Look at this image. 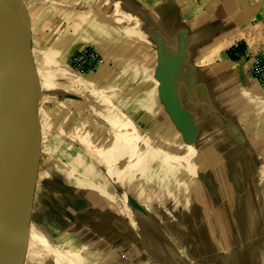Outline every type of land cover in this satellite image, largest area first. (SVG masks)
I'll use <instances>...</instances> for the list:
<instances>
[{
    "label": "crops",
    "instance_id": "crops-1",
    "mask_svg": "<svg viewBox=\"0 0 264 264\" xmlns=\"http://www.w3.org/2000/svg\"><path fill=\"white\" fill-rule=\"evenodd\" d=\"M17 3L16 120L25 116L24 136L41 147V160L92 204L62 232L65 245L92 264H264V240L239 234L251 224L247 213L239 223L232 207L238 192L229 187L247 183L264 162V91L251 75L264 48V0ZM159 44L175 66L176 95L195 121L193 145L159 97ZM239 45L243 51L232 58ZM86 46H95L103 63L77 75L70 61ZM219 151L233 180L222 177L221 165L208 169ZM169 162L204 171L217 185V199L196 177L188 196L176 197L169 209L149 210L144 200L151 196L138 190ZM241 196L248 199L245 190ZM199 216L206 217L200 226ZM190 230L200 233L205 257L181 255L199 246L187 238Z\"/></svg>",
    "mask_w": 264,
    "mask_h": 264
},
{
    "label": "rangeland",
    "instance_id": "rangeland-1",
    "mask_svg": "<svg viewBox=\"0 0 264 264\" xmlns=\"http://www.w3.org/2000/svg\"><path fill=\"white\" fill-rule=\"evenodd\" d=\"M243 47V45H239L235 50H232L230 53L231 57L234 58L237 49L242 48L241 50L243 51ZM40 150L41 147L38 144L33 143L28 138L27 140H22L16 131L13 136L11 176L10 174L7 175L10 186L12 185L11 201L14 209L24 219L26 225L42 236L52 249L49 254L40 245L36 244L35 246L40 253V257L35 264H62L64 263L63 260H77L83 264H92L89 261L83 262V259L79 258L80 256L76 251H72L70 247L65 245L67 239H62L63 237H61L62 232L74 221L76 212H81L92 204L90 201L77 198L73 194L68 184L58 173V169L51 168L43 162V159L41 160L39 155ZM208 161H210L209 171L215 168L217 169L221 165L222 177H225L224 179H228V176L229 178L232 177L233 173L228 167L227 157L222 155L220 151L219 153H212ZM167 165L160 171V175L159 172L155 173L158 176L153 178L150 184H143L138 190V193L141 195L151 196V198L144 200L149 210L155 212L158 208L162 209L161 211H163V208L169 209L176 197L179 195L182 196L185 192H189L191 184L196 177L201 179L205 190L210 193L211 197L213 195L215 200L217 199L216 196L218 195L214 189V186L217 189V185L213 183L212 178L207 176L204 171L197 170L190 173L184 168V165L181 169L170 162ZM255 168V171L252 172L253 175L244 185L242 183L240 185L236 183L232 184L231 181L229 183L231 190L234 186L238 192L236 198L238 199L239 205L235 206L232 204V207H235L239 211V223L243 224L242 214L247 213L248 215L245 217L246 223L249 219L251 224L249 228L253 230L251 232L249 228L242 225L243 229L245 227L246 232L241 230L239 234L243 235L241 238L244 240L251 238L264 240V162H258ZM252 170H247L246 174L251 173ZM253 176L255 177L252 178ZM244 190L248 194V199L242 201L240 197H242L241 193ZM159 194L163 195L162 197L166 196L163 201L162 198L161 200H157L160 197ZM141 195L140 197L137 196L139 200H141ZM230 196V200L233 201L232 192ZM160 201L163 202L161 207L159 204ZM245 201L246 207H249V209L246 208V211L243 212ZM149 204H154L155 206L151 205L149 207ZM260 209L261 215L258 216L257 214ZM193 218L195 219L192 216ZM205 218V216H199L197 224H199V219L205 220ZM186 219L187 222L191 223V216L188 213H186ZM186 234L187 238L192 239L199 246L192 249L188 247L183 248L181 249V255L187 256L194 253L193 255L195 257H205L206 249L199 242V239L201 240L200 233L190 230ZM215 236L217 237V235ZM262 250L264 251V249Z\"/></svg>",
    "mask_w": 264,
    "mask_h": 264
},
{
    "label": "water",
    "instance_id": "water-1",
    "mask_svg": "<svg viewBox=\"0 0 264 264\" xmlns=\"http://www.w3.org/2000/svg\"><path fill=\"white\" fill-rule=\"evenodd\" d=\"M19 22L17 0H0V183L6 175L11 176L15 132L17 131L22 140H27L24 136L27 126L25 116L21 117L22 120L18 123L14 108L20 58L17 43ZM157 56L155 77L159 97L172 123L182 134L184 142L193 145L197 138V129L195 121L176 95L172 82L175 66L167 58L160 44L157 46Z\"/></svg>",
    "mask_w": 264,
    "mask_h": 264
},
{
    "label": "bare ground",
    "instance_id": "bare-ground-1",
    "mask_svg": "<svg viewBox=\"0 0 264 264\" xmlns=\"http://www.w3.org/2000/svg\"><path fill=\"white\" fill-rule=\"evenodd\" d=\"M12 189L6 175L0 183V264H35L39 260L36 244L50 254L51 247L31 230L13 207ZM62 264H83L63 260Z\"/></svg>",
    "mask_w": 264,
    "mask_h": 264
},
{
    "label": "built area",
    "instance_id": "built-area-1",
    "mask_svg": "<svg viewBox=\"0 0 264 264\" xmlns=\"http://www.w3.org/2000/svg\"><path fill=\"white\" fill-rule=\"evenodd\" d=\"M101 63L103 59L98 49L95 46H86L71 58L70 68L73 73L81 75L96 69ZM251 75L264 91V48L254 60Z\"/></svg>",
    "mask_w": 264,
    "mask_h": 264
},
{
    "label": "trees",
    "instance_id": "trees-1",
    "mask_svg": "<svg viewBox=\"0 0 264 264\" xmlns=\"http://www.w3.org/2000/svg\"><path fill=\"white\" fill-rule=\"evenodd\" d=\"M242 49V48H241ZM241 49H239V50H241ZM238 50V49H237ZM242 51V50H241Z\"/></svg>",
    "mask_w": 264,
    "mask_h": 264
}]
</instances>
